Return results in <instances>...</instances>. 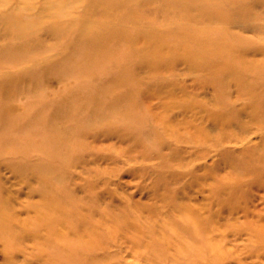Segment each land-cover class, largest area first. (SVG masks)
Returning a JSON list of instances; mask_svg holds the SVG:
<instances>
[{
	"label": "rangeland",
	"instance_id": "374dc122",
	"mask_svg": "<svg viewBox=\"0 0 264 264\" xmlns=\"http://www.w3.org/2000/svg\"><path fill=\"white\" fill-rule=\"evenodd\" d=\"M105 43L109 63L121 48L134 54L129 108L139 118L101 123L75 109L68 126L87 131L60 145L25 117L0 124V264H264V108L244 109L249 92L264 91V0H0L2 82L69 75L62 59ZM161 43L177 62L139 67L137 49ZM184 46L210 55L209 66L263 68H250L260 76L247 86L220 88L211 71L178 60ZM14 96L32 117L48 104Z\"/></svg>",
	"mask_w": 264,
	"mask_h": 264
},
{
	"label": "bare ground",
	"instance_id": "6f19581e",
	"mask_svg": "<svg viewBox=\"0 0 264 264\" xmlns=\"http://www.w3.org/2000/svg\"><path fill=\"white\" fill-rule=\"evenodd\" d=\"M111 35L112 38L109 40L114 43H121L119 41L117 33H112ZM148 43H152V41ZM83 44L84 43H79L77 45ZM107 45L108 43H105L103 45L104 48H98L97 50L93 49L90 45L86 47L83 46L85 51L77 56V52H79V50L81 52V49L79 48L81 46H78L74 50L76 53L75 56L70 57L68 55L64 59H62L61 65L63 66L61 67L66 69V72H69L70 77L64 72L61 75L55 74V76H49L48 72H44L46 73V75H44V83L42 81L41 83H32L29 80H23L22 83L0 81V97L2 98V104L1 102L0 104L1 106L3 105L2 109H0V124L2 128H9V125L13 123L11 122V120H15L14 122H18L20 119L25 117L29 120V125L37 126V124H42V127H39L41 128L39 132H46L48 128V131L52 133V143L56 141L60 145L70 144L71 142L76 143V141L79 142L80 139L82 140V137H84V134L87 131L84 126H80L77 133L74 134V130L68 126L71 122L72 111L75 109H79L81 113H79L80 119H82L87 113L92 115L102 114V117L95 118L102 123L113 120L116 116H123L126 118L125 123L132 125V121L139 118V116L137 117L131 114L129 108L135 106V104L138 105L137 103H135L137 93H135L134 89L131 88L133 86V80L132 78H130L132 72L129 68V65L132 63V59H134V54L132 56V51H130L129 54L126 47L125 49L121 48L122 52L120 53L119 51H114L115 55L113 57L115 58V60L109 63L103 58L106 54H109V51H111L109 48H106ZM173 45H175V43H173ZM132 47L134 49V46ZM153 48L154 45L151 48L149 47V45L144 48V50L148 49L149 52H143V50L140 48L137 49L138 51L135 52L137 54H135V58L136 61L140 62V65L138 64L139 67H145L150 71H154L155 73H157L159 70H161L159 68V65H161L162 62H177V60L173 59L174 55H172L167 49L166 43L159 44L154 51ZM181 50L184 53L178 58V60L185 58L191 63L198 64L201 68H205L208 71H211L210 74L217 81L216 83L220 86V88H227L232 85L239 86L244 84V86H247V81L249 80H247L248 76H252L254 78H258L260 76L258 74H253L254 72L250 69L251 67L255 68L256 66H259V69H261L262 66L260 65V63L258 64L257 61H250L247 64L248 66H235L231 59V61L228 62L226 60H224V62L222 61L223 63L218 66H209L211 63H213V61L210 62V60H208V57H210V55H202V57L194 52H191V49L185 46L182 47ZM212 56L218 57L221 55L212 54ZM39 58H41L40 54L36 56L34 55L32 57V59ZM125 64H127V68L125 67ZM17 66L18 67H16V69L20 67V65ZM165 67L167 68L168 66ZM209 67H211L213 70ZM133 68L135 69V67ZM36 70L31 69L30 71H27L26 74L32 76V74L36 72H42L43 69H40L38 71ZM112 71H117L118 75H122L124 77L121 83L118 84L116 80L117 78L113 79L114 77L102 81V83L98 82V80H102V78L100 77L101 74L109 73ZM126 73H128V76L126 75ZM96 75L97 79L94 78ZM153 76L154 75H152L151 77ZM219 76H221L222 78L219 79ZM52 78L53 80L50 81ZM85 83H87L88 85H85ZM40 85L42 87H39ZM10 87L13 88V90H11ZM14 92L17 93L20 97L24 98L25 101L26 98H30L29 102L33 98L43 95L42 99L44 104L46 103V101H48V104L45 105L41 110L36 111V114H34L35 116L32 117L33 112H31L28 107L23 106V104L18 108H15V103L17 104L18 99H15ZM248 98V104L247 106H244V109H254L257 111L259 107L264 108V106L260 105L257 101L258 99L262 100L261 103L264 101L263 90L259 93L249 92ZM51 100L54 101L52 106L49 105V102ZM43 111L45 112V114H42ZM140 118L142 117L140 116ZM249 122L252 125L255 124L253 121ZM163 131L164 133L168 132V135L171 136V132L168 129L164 128ZM150 133H153L154 137L158 138V134L156 132L151 131ZM172 134L174 135V133ZM147 136H150L148 132L146 137ZM194 142L195 141L192 140V143ZM46 148L52 151L55 150L53 146L52 148L54 149L47 146ZM258 158L262 160L263 155L261 156L259 154ZM35 179H37V181H39L42 185L44 184V187L45 184L49 183V181L44 179L41 180L36 177ZM2 208L7 209L6 201L3 197H0V221L2 219L1 224L2 226H5V224H3L4 219L2 218Z\"/></svg>",
	"mask_w": 264,
	"mask_h": 264
}]
</instances>
